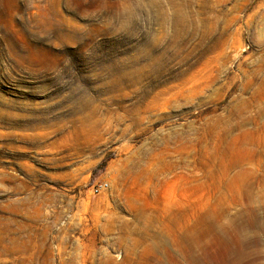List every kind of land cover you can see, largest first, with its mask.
I'll list each match as a JSON object with an SVG mask.
<instances>
[{
  "label": "rangeland",
  "instance_id": "374dc122",
  "mask_svg": "<svg viewBox=\"0 0 264 264\" xmlns=\"http://www.w3.org/2000/svg\"><path fill=\"white\" fill-rule=\"evenodd\" d=\"M0 264H264V0H0Z\"/></svg>",
  "mask_w": 264,
  "mask_h": 264
}]
</instances>
